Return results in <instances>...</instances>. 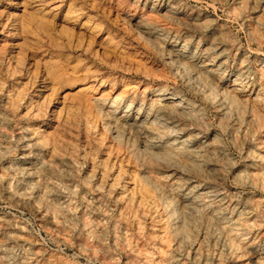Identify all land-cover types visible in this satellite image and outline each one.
I'll use <instances>...</instances> for the list:
<instances>
[{"label":"bare ground","instance_id":"1","mask_svg":"<svg viewBox=\"0 0 264 264\" xmlns=\"http://www.w3.org/2000/svg\"><path fill=\"white\" fill-rule=\"evenodd\" d=\"M189 1L134 0L144 11L126 6L118 28L88 14L82 26L118 51L95 50L81 80L51 60L28 73L26 31L0 26V203L85 256L109 225L136 259L264 264V0H232L227 20L226 0ZM0 264L74 263L9 212Z\"/></svg>","mask_w":264,"mask_h":264},{"label":"rangeland","instance_id":"2","mask_svg":"<svg viewBox=\"0 0 264 264\" xmlns=\"http://www.w3.org/2000/svg\"><path fill=\"white\" fill-rule=\"evenodd\" d=\"M189 2L192 5L200 6L193 0ZM116 3L118 4L116 5ZM128 5H133L137 11L139 9L144 11L135 4L134 0H0V26L8 27L15 24L18 33L22 29L26 31L27 38L31 41L32 50L25 53V57L23 55L28 73L32 72L39 78L40 74L43 75L42 63L51 60L65 80L68 78L81 80L85 77L88 68H92V65L96 67L94 63L96 62L95 50L100 55L108 49L118 51L102 44L104 35L94 37L95 33L90 30V27L82 26L86 21V16L93 15L94 23L98 28L104 29L107 28V25L118 28L120 26L116 25L115 21L124 18ZM231 6L232 0L217 4L216 14L223 20H227L229 18L227 11ZM75 9H80L82 14L76 15ZM70 10L74 12L69 13ZM209 12L212 13L213 10H209ZM229 26L241 44L248 47L251 40L247 29L234 23H229ZM12 40L14 39L11 38L10 41ZM5 45L8 48L10 43L0 42V52L5 50ZM259 52L264 55V46ZM25 77V75L22 77V82H26ZM101 77L106 78L107 73H103ZM72 93L78 95V89H74ZM64 94L65 92L61 93L62 96ZM238 190L243 189L238 188ZM9 212L21 217L32 232L42 240L45 248L58 252L64 259L74 264H107L100 259L101 255H104L111 264H157L156 255L149 254L146 259H143L144 256H141L142 258L137 256L136 259V250L131 251L128 246H114L109 225L106 226L107 236L103 241V250L101 252L96 250L97 255L95 256L99 257L85 256L80 254L76 248H70L52 240L50 234L44 231L31 212L20 213L6 208L4 203H0V213ZM139 247L153 253L143 244H140ZM139 247L137 250L140 249Z\"/></svg>","mask_w":264,"mask_h":264}]
</instances>
